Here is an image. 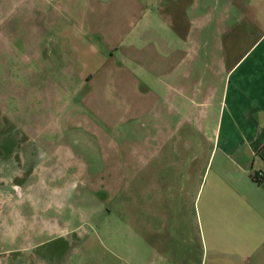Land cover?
<instances>
[{
    "label": "crops",
    "instance_id": "0c3cea01",
    "mask_svg": "<svg viewBox=\"0 0 264 264\" xmlns=\"http://www.w3.org/2000/svg\"><path fill=\"white\" fill-rule=\"evenodd\" d=\"M132 1L133 9L116 8L114 18L113 0L89 3L81 31L97 37L104 54L90 51L96 59H85L91 44L84 35L75 42L84 89L80 110L64 122L95 139L102 170L88 186L115 196L114 176L118 166L125 168L116 131L131 126L132 166L138 162L139 171L159 160L154 182L164 187L171 180L160 174L162 146L174 138L190 144L185 128H194L196 164L176 181L185 183L179 198L195 209L202 249L196 255L177 239L174 246L160 242L156 254L166 264H264V0H147V9ZM157 24L172 33L175 45ZM142 74L156 78L158 90ZM6 158L0 161V264H50L41 256L60 259L71 251V222L56 214L63 218L77 208L72 191L86 186L87 166L79 168V158L66 149H40L32 161L19 153ZM195 172L198 191L191 199ZM105 174L106 183L99 178ZM45 245L53 247L44 252Z\"/></svg>",
    "mask_w": 264,
    "mask_h": 264
},
{
    "label": "rangeland",
    "instance_id": "374dc122",
    "mask_svg": "<svg viewBox=\"0 0 264 264\" xmlns=\"http://www.w3.org/2000/svg\"><path fill=\"white\" fill-rule=\"evenodd\" d=\"M91 1L0 0V161L8 160L7 153L25 154L32 161L31 156L35 157L40 149L45 153L66 149L79 158V168L85 171L87 166L84 176L86 186L77 185L72 191L71 201L77 208H73V212L67 209L63 218L56 214V218L71 222V251L68 250L60 259L41 256L48 259L47 263L166 264L161 254H156V247L164 241L170 243L168 246H174L177 239L184 249L194 250L198 255L202 244L197 235V215L188 198L180 196V200L178 196L179 190L185 186L183 179L176 181L178 177L182 178L185 168L190 169L196 164L193 158L198 151V137L194 128H185L186 135L190 134L187 139L190 144L177 143L174 138L165 147L162 146V162L165 165L160 174L165 173L164 177L171 180L164 187L154 182L159 160H152L147 168L139 171L138 162L132 166L128 154L133 137L131 126L116 131V141L124 145L123 157L118 159L120 163L125 160V168L121 171L116 159L119 174L116 171L114 176L118 180L115 196L105 200L104 193L96 194L88 186L95 177L94 172L102 170V160L93 147H88L87 154L76 144L77 140L69 136L64 119L80 110L84 89L79 77L83 68L76 56L80 48L75 50V42L84 35L83 38L91 44L85 59L90 56L96 59V54H90V51L105 53L97 37L85 36L81 31L84 14ZM97 1L108 4L111 0ZM138 1L146 9L151 7L147 0ZM109 7L112 9L110 16L114 18L116 8L123 13L126 8L133 9L135 6L132 0H113ZM156 27L165 39L175 45L171 32L158 24ZM79 53L81 55V51ZM93 63L95 67L96 62ZM142 78L148 79L151 87L158 90L160 82L156 78H148V74H142ZM172 119L175 117L169 116L168 120ZM70 124L73 125V122ZM150 131L155 133L152 127ZM134 170L138 172L132 174ZM198 175L195 172V184L189 190L191 199L198 191ZM99 178L106 183L103 180L110 177L105 174ZM156 178L158 182L163 179L162 176ZM160 200L167 203L168 208L166 205L161 207ZM178 225L183 230L176 235ZM145 232H149V242L143 237ZM166 232L172 237L165 238ZM53 245H45L41 250L46 252ZM190 264L196 263L191 261Z\"/></svg>",
    "mask_w": 264,
    "mask_h": 264
},
{
    "label": "flooded vegetation",
    "instance_id": "af4514ba",
    "mask_svg": "<svg viewBox=\"0 0 264 264\" xmlns=\"http://www.w3.org/2000/svg\"><path fill=\"white\" fill-rule=\"evenodd\" d=\"M68 132L70 131L69 133V136L70 137H73L74 139H76V144H78L79 146L82 147V149L84 151H86L85 153H87L89 150H88V147H93L94 151L98 153V149H97V146H96V142L93 138H91L90 136L89 137H86L84 133H86L84 130H82L81 128H72V127H66ZM84 132V133H83ZM90 140L92 141V145H91V142ZM55 146V145H54ZM57 149V146H55V150ZM82 151V150H81ZM82 151V152H84ZM88 154V153H87ZM90 188V187H89ZM88 190V189H87ZM91 191H93L94 193L96 194H102L104 193L105 194V200L107 199H110V195L109 193L106 191V190H94L92 188H90Z\"/></svg>",
    "mask_w": 264,
    "mask_h": 264
},
{
    "label": "trees",
    "instance_id": "16d2710c",
    "mask_svg": "<svg viewBox=\"0 0 264 264\" xmlns=\"http://www.w3.org/2000/svg\"><path fill=\"white\" fill-rule=\"evenodd\" d=\"M94 139V138H93ZM95 140V139H94Z\"/></svg>",
    "mask_w": 264,
    "mask_h": 264
}]
</instances>
